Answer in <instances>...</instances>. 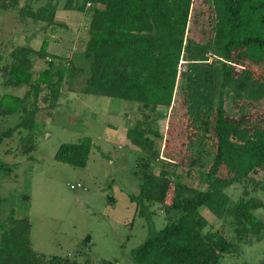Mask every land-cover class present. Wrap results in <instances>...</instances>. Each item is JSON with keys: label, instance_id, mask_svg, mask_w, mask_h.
Listing matches in <instances>:
<instances>
[{"label": "trees", "instance_id": "obj_1", "mask_svg": "<svg viewBox=\"0 0 264 264\" xmlns=\"http://www.w3.org/2000/svg\"><path fill=\"white\" fill-rule=\"evenodd\" d=\"M20 5L0 0V11L18 10L49 32L38 50L13 46L9 63L0 67L4 88L26 89L0 102V116H20L0 133V146L19 132L17 151L31 156L38 115L57 107L64 85L137 103L149 116L127 133L143 154L135 171L140 192L130 200L140 216L158 204L170 220L132 252V264H224L226 255H239L241 244L263 238L264 220L255 213L264 200L255 194L264 184L254 176L264 174V0H66L64 10L85 16L83 65L49 51L55 33L69 30L56 20L55 0ZM39 61L45 65L37 70ZM162 120L170 123L166 137L154 128ZM92 146L86 139L63 144L56 159L85 167ZM11 172L0 158V179ZM234 187H242L236 201L229 194ZM203 207L229 221L235 237L212 229ZM0 264L93 263L36 252L30 220L11 215L0 217Z\"/></svg>", "mask_w": 264, "mask_h": 264}, {"label": "rangeland", "instance_id": "obj_2", "mask_svg": "<svg viewBox=\"0 0 264 264\" xmlns=\"http://www.w3.org/2000/svg\"><path fill=\"white\" fill-rule=\"evenodd\" d=\"M18 1L20 7L25 5L26 0ZM65 2L55 0L57 21L68 23L69 30L59 29L55 33L49 51L73 58L78 65L86 64L84 58L82 63L78 61L86 39L84 13L64 10ZM0 12L1 67L9 63L8 55L13 46L28 44L40 49L44 34L49 30L46 32L42 23L23 20L18 10ZM251 58L257 62L254 55ZM44 65L39 61L36 69L40 70ZM2 80L0 72V102L5 95H24L25 88H4ZM56 105L54 110L44 108L38 115L36 150L31 156L17 151L21 138L19 132L0 146L1 160L12 168L9 176L0 179L1 220L11 215L28 218L32 246L38 253L70 256L81 263L90 260L93 264H132V252L170 220L158 204L150 207L151 214L140 216L137 205L130 200L140 192V180L135 171L143 154L132 144L127 133L149 113L137 103L71 92L67 85L62 88ZM49 111H52L51 115ZM19 120L17 113L0 116V133L14 127ZM169 124L168 120H162L154 124V128L159 126L166 137ZM85 139L93 145L85 167H74L56 159L61 145ZM157 143L163 150L164 140ZM6 150L13 152L7 154ZM156 166L159 171L161 165L157 163ZM254 178L264 184V174ZM186 180L192 186L199 185L196 179ZM241 192L242 187L229 190L234 201ZM255 196L264 200V191ZM170 198L169 205L172 203ZM200 213L212 229L223 231L229 239L235 237L229 221L219 220L204 207ZM255 214L264 220V208ZM252 239V243L241 244L239 255H226L223 263L264 264V236L261 240Z\"/></svg>", "mask_w": 264, "mask_h": 264}, {"label": "crops", "instance_id": "obj_3", "mask_svg": "<svg viewBox=\"0 0 264 264\" xmlns=\"http://www.w3.org/2000/svg\"><path fill=\"white\" fill-rule=\"evenodd\" d=\"M56 20H57V14H56ZM64 20V19H63ZM58 22V21H57ZM59 23H64L65 24V21H62V22H59ZM68 24V23H66Z\"/></svg>", "mask_w": 264, "mask_h": 264}, {"label": "built area", "instance_id": "obj_4", "mask_svg": "<svg viewBox=\"0 0 264 264\" xmlns=\"http://www.w3.org/2000/svg\"><path fill=\"white\" fill-rule=\"evenodd\" d=\"M72 188L74 189V188H76L75 186H72Z\"/></svg>", "mask_w": 264, "mask_h": 264}]
</instances>
